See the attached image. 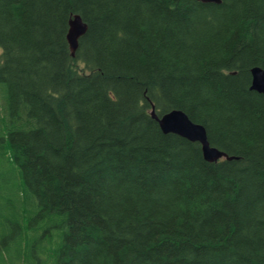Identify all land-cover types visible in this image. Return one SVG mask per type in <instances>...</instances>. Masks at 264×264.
<instances>
[{"label": "trees", "instance_id": "trees-1", "mask_svg": "<svg viewBox=\"0 0 264 264\" xmlns=\"http://www.w3.org/2000/svg\"><path fill=\"white\" fill-rule=\"evenodd\" d=\"M256 66L264 0H0V264H264Z\"/></svg>", "mask_w": 264, "mask_h": 264}, {"label": "water", "instance_id": "water-1", "mask_svg": "<svg viewBox=\"0 0 264 264\" xmlns=\"http://www.w3.org/2000/svg\"><path fill=\"white\" fill-rule=\"evenodd\" d=\"M204 3H221V0H197ZM87 26L79 16H75L69 22V32L67 35L71 54L74 55L78 38L84 34ZM251 89L264 95V69L253 67L251 70ZM152 117L158 122L163 133L178 134L190 141H196L201 144L203 157L206 161L214 162L227 156L223 151L212 147L207 139L206 130L203 125L192 122L188 116L181 110H172L158 117L154 107L151 110Z\"/></svg>", "mask_w": 264, "mask_h": 264}, {"label": "rangeland", "instance_id": "rangeland-1", "mask_svg": "<svg viewBox=\"0 0 264 264\" xmlns=\"http://www.w3.org/2000/svg\"><path fill=\"white\" fill-rule=\"evenodd\" d=\"M2 184H3V181L0 178V221L3 219L7 220L10 217V215H8L6 212V207L4 205V202H6L5 196L7 194V189H3ZM9 199H12V194L10 195ZM3 231H4V228H0V234H2Z\"/></svg>", "mask_w": 264, "mask_h": 264}, {"label": "bare ground", "instance_id": "bare-ground-1", "mask_svg": "<svg viewBox=\"0 0 264 264\" xmlns=\"http://www.w3.org/2000/svg\"><path fill=\"white\" fill-rule=\"evenodd\" d=\"M251 88V87H250ZM253 90V89H252ZM27 126V125H26ZM24 129V128H23ZM23 131V130H22ZM30 131V130H29Z\"/></svg>", "mask_w": 264, "mask_h": 264}]
</instances>
